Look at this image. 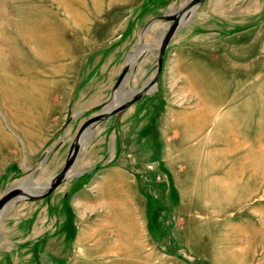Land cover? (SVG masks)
Returning a JSON list of instances; mask_svg holds the SVG:
<instances>
[{"label": "rangeland", "instance_id": "rangeland-1", "mask_svg": "<svg viewBox=\"0 0 264 264\" xmlns=\"http://www.w3.org/2000/svg\"><path fill=\"white\" fill-rule=\"evenodd\" d=\"M188 2L0 0V198L15 184L37 191L62 169L78 130L108 104L142 42L153 48L115 102L153 76L171 23L157 18ZM109 89L104 104L80 113ZM154 89L119 123L128 141L105 127L110 117L81 147L89 162L117 148L136 183L126 193L112 184L95 204L63 199L57 212L40 200L12 203L0 214V264H148L156 253L194 264H264V0H205L181 20ZM74 111L78 121L69 119ZM64 135L61 154L30 171L41 146L55 149ZM78 213L99 226L84 229Z\"/></svg>", "mask_w": 264, "mask_h": 264}, {"label": "crops", "instance_id": "crops-1", "mask_svg": "<svg viewBox=\"0 0 264 264\" xmlns=\"http://www.w3.org/2000/svg\"><path fill=\"white\" fill-rule=\"evenodd\" d=\"M130 82H131V80H129L128 83H130ZM128 83L125 86L126 90L131 89V88L128 89L130 87V84H128ZM109 91H110V89L103 93L99 102H97L91 106H88V108L81 110L80 113L85 114V111L87 113L88 110H91L100 104H104L106 102V100L108 99ZM150 97H153V94L150 93V94L144 95L140 100H138L137 102L132 104L129 108H127L124 112L121 113V115L117 118V119H119L117 125L114 122H112L114 117H115L114 116V117L110 118L111 121L107 122L105 127H108V125H112L113 127L116 126L119 128L118 125L120 122H121L120 123L121 127H123L124 126V124H123L124 120L129 115H131L132 113L137 112L142 107V105L145 103V101H148L147 99H149ZM75 113L76 112L74 111L70 115H74ZM80 113L78 112V114H80ZM76 115H77V113H76ZM75 116H71L69 119L71 120L74 117V118H77V121H78V119L80 117H78V115H77V117H75ZM112 126H109V127H112ZM132 127L133 128H131V130L137 129L136 124L132 125ZM119 129L120 130L117 131V133H118V135L119 134L122 135L121 128H119ZM95 131H92V132H95ZM126 135L127 134L122 135L123 140L128 141L129 138ZM95 136H94V138H95ZM68 140H69V137L65 136V135L63 137V140L59 141V139H58L59 143L55 148L56 150L53 148L49 149L48 147H50V145L49 146H46V145L41 146L39 156H37V158L35 160H32L30 162L32 164L31 169L29 168L30 171L33 170L34 168L36 169L37 167H38L37 169H39L41 166H44V164H47L48 161L51 159V152H52V154L55 153L54 154L55 156H57V154L58 155L61 154L58 152L61 149L62 150L64 149V145L68 142ZM94 142H97V141H94ZM124 143H125V145H127L126 142H124ZM93 147H94L93 143H90L89 145L86 146V149L90 148L88 150V151H90V150H92L91 148H93ZM46 149H49V151H45ZM44 151L48 152V155H46L44 157L42 165H39L41 162V159L46 154ZM85 154H86L85 150L80 153V158L77 161V164L73 170L74 175H72L71 180L65 181L61 186H59L51 194L50 197L40 199V201H42L43 205H45L46 208L49 209L48 210L49 212H57L56 206H58L60 204L61 200L66 199V198H68V200H69V198H73L72 200H70V203L73 205L77 204V203H83V205H89V204H93V203L95 204L98 200H100V202L104 201L102 199L106 200L105 191L108 189H111L112 184H114L116 187L121 186L122 192L126 193L127 182H129L130 184H133L136 181V179H134L135 176L133 175V172L131 170H129L127 167L123 166V164L119 163V160H122L121 158H124V157L122 155L117 154V148H115V151H114L112 156H109L106 154H104V155L101 154V157H99L97 160L90 161V162H89V160H86ZM106 159H109L107 164L105 163ZM132 161L135 163L134 166L136 167L138 165L137 160L133 158ZM30 163L26 164L25 166H29ZM24 167H22V169ZM25 169L29 170V169H27V167H25ZM56 170H57V168H55L52 171V173L50 174V175H52V178L56 175V174L54 175ZM33 173L35 174V172L32 171L31 176H33ZM50 175H48V177H46L44 181L37 184L35 187L46 184V182L50 178ZM78 177H80V178L83 177L86 180V182L80 184L79 183L80 179ZM97 185H99L100 187H98ZM60 193L63 194V197L60 196L61 195ZM36 201H39V200H36ZM80 207H82V206H80ZM96 207L100 208V204H98ZM78 208L79 207H77V208L74 207V210L76 213L78 211ZM82 208H84V213H85L86 207L83 206ZM95 216H98V215H94V217ZM88 217L89 216L85 217V215L79 217V213H78V222L81 223L82 226H84L83 227L84 229L86 228V230H87L90 227L95 228V227L99 226L98 223L97 224H95V223L91 224L89 221L91 218L89 219ZM80 218H82V219H80ZM147 263L148 264H194V263H191L187 260L184 261L181 258H174L173 255H169L166 258H164L162 256V258H161V256L159 257L158 253L152 254L151 259H149Z\"/></svg>", "mask_w": 264, "mask_h": 264}, {"label": "water", "instance_id": "water-1", "mask_svg": "<svg viewBox=\"0 0 264 264\" xmlns=\"http://www.w3.org/2000/svg\"><path fill=\"white\" fill-rule=\"evenodd\" d=\"M205 0H189V2L177 10L173 15L165 14L157 19L169 20L171 23L168 31L165 34H160V48L158 52V62L154 74L149 78L139 89L135 90L127 99H122L115 102L114 97L117 95L119 89L123 85L126 78L133 73L134 67L140 61L143 53L139 52V46L135 51L129 54L121 74L114 86L113 94L109 98L108 104L96 115L87 119L78 130L74 142L70 148L69 155L62 167V169L49 181L46 186L41 187V190L34 191L31 185L15 184L10 186L5 191V194L0 198V214L6 210L12 203L19 200L36 201L51 196V194L61 186L65 181L69 180L73 174V170L80 158L81 147L86 134L96 125L105 121L106 119L115 115H121L132 104L140 100L144 95L153 91V87L158 85L161 73L163 71L164 60L167 49L170 45L171 39L176 34L181 25V20L184 17L190 16L194 13ZM155 20L150 21L144 31V34L151 28ZM147 49L153 48V45H146ZM115 95V96H114ZM23 183V182H22ZM44 188V189H43Z\"/></svg>", "mask_w": 264, "mask_h": 264}, {"label": "bare ground", "instance_id": "bare-ground-1", "mask_svg": "<svg viewBox=\"0 0 264 264\" xmlns=\"http://www.w3.org/2000/svg\"><path fill=\"white\" fill-rule=\"evenodd\" d=\"M147 44H145V43H143L142 42V44H140L139 45V52H141V53H143V50H145V49H147V46H146ZM133 74V73H132ZM132 74H130L127 78H126V80L124 81V83H123V85L121 86V88L119 89V91H118V95L120 96L121 94H122V91H123V88L125 87V84L127 83V81L132 77ZM156 87V86H155ZM153 90H155L154 89V87H153ZM125 98H127V97H124V98H121V99H125ZM196 118V120H194L192 123H191V127H195V126H198L199 125V120H202L203 119V115H198V116H196L195 117ZM90 132V131H89ZM89 132L86 134V136L89 134ZM85 136V137H86ZM71 180V179H70ZM50 181V180H49ZM49 181L46 183V185L49 183ZM45 185V186H46ZM44 189V188H43ZM33 190V189H32ZM39 190H41V187L40 188H38L37 189V191H39ZM111 250H113V247H111ZM110 250V251H111Z\"/></svg>", "mask_w": 264, "mask_h": 264}]
</instances>
